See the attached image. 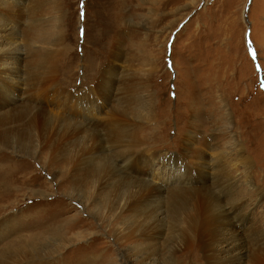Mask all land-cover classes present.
Instances as JSON below:
<instances>
[{
    "label": "rangeland",
    "instance_id": "1",
    "mask_svg": "<svg viewBox=\"0 0 264 264\" xmlns=\"http://www.w3.org/2000/svg\"><path fill=\"white\" fill-rule=\"evenodd\" d=\"M234 243L264 255V0H0V264Z\"/></svg>",
    "mask_w": 264,
    "mask_h": 264
},
{
    "label": "bare ground",
    "instance_id": "2",
    "mask_svg": "<svg viewBox=\"0 0 264 264\" xmlns=\"http://www.w3.org/2000/svg\"><path fill=\"white\" fill-rule=\"evenodd\" d=\"M203 206V205H202ZM203 209H204V206H203ZM200 220V219H199ZM202 225V224H201ZM186 228L188 229H185L186 231L188 230L189 232V228L188 226H186ZM184 229V228H183ZM182 234H188V233H184L182 231ZM233 241H230L229 242V245L230 243H232ZM239 245L240 243H234L232 245V252H230L231 254H229V259L224 263V264H229V262H231L232 264H239L240 260H241V257H242V248H239ZM231 247V246H230ZM142 253L141 252H136V254H134L135 256H140ZM142 256V255H141ZM254 260V264H264V255L263 254H260V255H255L253 254V257H252V261ZM135 263V262H134ZM138 264V263H137ZM139 264H149V263H146V262H142V259L140 260Z\"/></svg>",
    "mask_w": 264,
    "mask_h": 264
}]
</instances>
